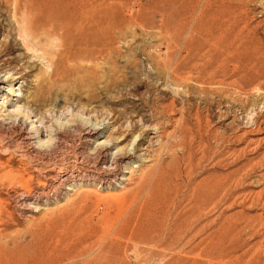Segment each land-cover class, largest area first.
I'll list each match as a JSON object with an SVG mask.
<instances>
[{"label":"rangeland","instance_id":"obj_1","mask_svg":"<svg viewBox=\"0 0 264 264\" xmlns=\"http://www.w3.org/2000/svg\"><path fill=\"white\" fill-rule=\"evenodd\" d=\"M214 1L108 0L113 8L99 14L101 27L94 33L110 43L107 56L95 65L81 63L90 69H75L51 83L49 96L40 102L35 94L39 86H47L53 70L49 58L29 51L17 31L9 35L13 19L0 17V51L4 42L15 45L0 54V78L6 72L21 78L12 100L34 114L50 111L54 117L64 108L83 106L87 115L105 120L107 128L97 144L116 139L126 121L135 125L144 119L166 132L162 142L155 131H147L135 156L105 184L96 182L94 173L97 144L85 145L89 153L79 157L81 170L74 157L85 146L77 141L71 142L76 149L61 154L29 149L39 156L33 167L17 156L10 164V156H0L5 171L23 175L34 189L45 182L42 160L64 155L72 162L70 175L79 180L74 187L49 179L52 185L40 189L46 198L31 199L30 210L18 207V186L0 185V264H264V0H217L227 12L221 20L235 15L250 33L243 54L249 71L243 91L222 85L219 78L198 79L197 64L190 62L198 45L192 36H178L181 18L208 21L218 11ZM0 97L1 105L6 96ZM250 119L254 124H248ZM178 124L182 131L176 130ZM13 133L9 122L0 123L3 143H11ZM139 134L119 141L111 153ZM169 135L174 136L167 139ZM222 183L225 189L207 197L208 217L197 221V190L206 198L207 185L216 189ZM81 192L88 198L72 206Z\"/></svg>","mask_w":264,"mask_h":264},{"label":"bare ground","instance_id":"obj_2","mask_svg":"<svg viewBox=\"0 0 264 264\" xmlns=\"http://www.w3.org/2000/svg\"><path fill=\"white\" fill-rule=\"evenodd\" d=\"M217 2L218 1L215 0L212 4H217L213 5V8L214 10L217 8L218 11H216V13L214 12L215 14L211 13V17L208 21L199 17V20L194 23L193 21L191 22L190 20L187 21L181 18L178 25V36L183 37L185 34L187 37L192 36V41L194 40L196 45H198L197 53L195 56L192 53L190 57V62H196L197 64V70H195V72L198 79L207 81L206 75L209 76L210 80L219 78L221 79L222 85H228L229 87H234L239 91H243L244 81L249 72L246 70V66L244 67L243 54L244 51H246L245 45L247 41H249L248 38L250 37V33L247 27L243 25V20L237 19L235 15H232L230 18L226 16V20H221L222 14L226 15L227 12L224 6L222 7ZM108 4V0H0V17L3 18L4 16H8V18L13 19V21L9 19V27L11 28L9 35L17 31L19 38L29 51L34 53L41 51L49 58V62L51 63L53 70L49 74L47 86L41 85L37 88L35 94L36 102H40L46 97L53 83L56 84L64 80L73 70L90 69L89 66L82 65L81 63L93 64L105 57L107 53L106 49L110 46V43H108L107 40L96 38L94 33L100 30L101 27L98 21L99 14L102 11H109L108 9L113 8L112 5L110 6ZM233 12L235 11L233 10ZM15 26H17V29ZM190 40L189 38L188 41ZM14 47L15 45L12 42H4L2 43L0 54L8 53ZM219 53H224V55L221 57ZM183 59L185 60L186 58L184 57ZM16 75L17 74L9 75V73L6 72L4 77L0 78V94L3 97L6 96L0 106H2V109L5 108V112H7V114L4 115L1 113L2 109H0V119H2L0 123L4 124L5 122H9V124L14 127V140H12V144L5 143L6 141L3 143V140L6 139H4L5 137L3 138L4 135L2 136L0 134V156H10V159L7 160L9 164L10 161L17 156L21 159V163L25 162V166L33 167L31 164L34 159L39 156L30 153L29 149L37 153L46 152V154L54 155L55 153H60L62 150L75 147L71 144L73 141H77V144L82 143L83 146L87 144L95 145L98 143L107 128L104 127L105 120L101 123L98 118L87 115L83 106L77 107L76 109L70 107L64 108V111L57 117H54L52 115L53 113L50 111L34 114L30 108H25L23 107L24 105L22 106L19 102L12 100L17 93L15 86L19 82L16 84V81L21 79L15 78L14 76ZM48 117H52V119L47 122L48 124L52 122L51 125L44 124V120ZM248 124L252 125L254 121L250 119ZM42 125L44 128L41 127ZM122 127H124L125 130L122 131ZM122 127L116 131L114 135L116 139L97 144V147L92 151V153L94 152L96 155L93 163V166L96 168V172L94 173L98 175L96 182L101 181V184L113 182V177H115L119 169H123L125 161L135 156L147 131L148 133L150 131H155V134L159 135V139L162 142L166 133L160 131L161 127H158V125H152V123L145 122L144 119L139 120L135 125L130 121H126ZM176 130H178V132L182 131L183 125H179ZM138 131L140 134L135 136L126 148H119L115 154L111 153L118 147L119 141H127L129 138L134 137ZM113 134L114 133H112V136ZM5 136L7 137V134ZM173 136L174 135H169L167 139ZM2 138L3 140H1ZM136 143L137 145H135ZM155 144L158 145V142ZM87 147H82L81 150L75 152V166L78 168V164L80 165L79 157L82 158L89 153ZM72 149H76V147ZM62 155L64 154L62 153ZM202 155L206 156L205 153ZM67 160L65 155L59 160L52 158L45 161V163L42 160V165L45 166V182H39L40 184L37 189L32 188L31 182L25 181L23 175H13L11 171H5V166H0V185L3 188H6V186L14 188L18 186V190L15 188L16 192L14 195L17 199L16 202L19 204L18 207L24 209L27 206L28 210H30L27 202L31 201V199H36L37 202H41L43 198H46V193L40 189L43 188L46 190L50 184H48L49 179H55L61 184L72 182L73 186L76 187L79 180H77L74 175H70V171L73 167L70 165L72 162L69 163ZM191 167L193 168V166H190V168ZM39 169V167L35 169V172L38 174L41 172ZM79 170L81 169L79 168ZM201 170L199 171L201 172ZM26 171L28 170L26 169ZM80 181L82 182V180ZM90 184L91 183L87 185ZM212 186L207 185L206 189H203L204 191L206 190V198L203 197L201 199L204 193L203 191L200 192V190H197L196 196L198 198H196L199 200L195 212L197 221H199L200 217H208V209L211 204V201L208 203V198L212 191L214 192L215 190V192H217L218 189L222 190L225 187L224 184L221 186L217 185L216 189ZM77 187H79V185H77ZM201 193L203 194L201 195ZM87 194V192L79 193L77 195L78 199L74 200L72 206H77L85 202L88 198Z\"/></svg>","mask_w":264,"mask_h":264}]
</instances>
